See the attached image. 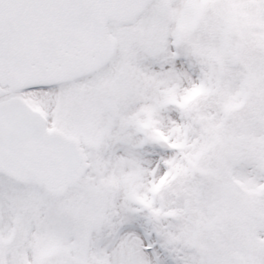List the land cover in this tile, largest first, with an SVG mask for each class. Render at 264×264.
<instances>
[{
  "label": "snow or ice",
  "instance_id": "snow-or-ice-1",
  "mask_svg": "<svg viewBox=\"0 0 264 264\" xmlns=\"http://www.w3.org/2000/svg\"><path fill=\"white\" fill-rule=\"evenodd\" d=\"M0 264H264V0H0Z\"/></svg>",
  "mask_w": 264,
  "mask_h": 264
}]
</instances>
